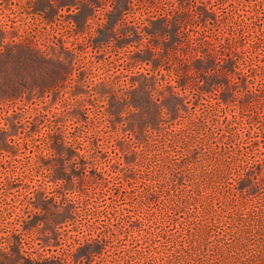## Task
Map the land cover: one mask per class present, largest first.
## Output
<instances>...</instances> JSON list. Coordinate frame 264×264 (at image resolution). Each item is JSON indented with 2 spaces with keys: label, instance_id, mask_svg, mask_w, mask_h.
Masks as SVG:
<instances>
[{
  "label": "rangeland",
  "instance_id": "obj_1",
  "mask_svg": "<svg viewBox=\"0 0 264 264\" xmlns=\"http://www.w3.org/2000/svg\"><path fill=\"white\" fill-rule=\"evenodd\" d=\"M54 1L0 0V92L21 84L10 95L32 97L9 105L21 115L17 127L0 114L21 158L0 153V264H264V102L254 97L253 76L243 120L230 129L213 125L203 148L195 143L188 154L182 141L159 136L151 155L127 159L137 138L108 127L131 131L155 109L147 96L156 101L159 92L144 89L148 66L126 58L173 42L179 13L195 17L179 48L191 52L194 35L199 44L246 17L236 39L226 34L225 47L235 52L234 44L254 37L264 54V0H131L123 14L124 0H58L64 7ZM202 8L213 17L201 18ZM152 28H159L158 39ZM236 92L244 93L239 86ZM203 98L191 95L190 106L208 116L212 107ZM31 108L52 116L40 134L50 128L54 140L64 134L87 151L84 163L75 158L67 166V176L27 170L41 149L27 144L32 119L41 115ZM62 113L77 115L78 123H63ZM47 157L60 163L59 151Z\"/></svg>",
  "mask_w": 264,
  "mask_h": 264
},
{
  "label": "trees",
  "instance_id": "obj_2",
  "mask_svg": "<svg viewBox=\"0 0 264 264\" xmlns=\"http://www.w3.org/2000/svg\"><path fill=\"white\" fill-rule=\"evenodd\" d=\"M124 1V6L118 10L121 14H123L131 0ZM54 3L58 7L68 5L60 4L58 0L56 2L54 1ZM196 13L199 14V12ZM177 16L179 18L173 24V27L176 29L173 33L175 38L173 42L169 39H164L160 47H158L159 44L156 42L155 44L153 43L152 47L147 48V51L138 54L136 58L129 56L126 58V60L129 59L134 63L140 62L148 66L147 75H144L145 78H143L145 81L144 89L152 92V89L155 87L160 94L158 98H155L156 101H154L152 93H149L147 100L153 102L155 109H149L146 115H142L143 118L139 124L132 123L131 131L124 130L119 125H108L110 129L112 127L115 128L114 132L118 136L121 133L122 135L128 134L134 139L137 138L136 143L138 145L134 151L132 153L129 152L128 155H124L127 159L137 156L139 153L147 152L151 155L152 150L150 149V144L159 136H165L169 140L182 141L186 145L188 154L192 151V145L195 143L200 145V148H203L205 142L212 135L215 126L223 124L226 129L234 127L237 122L243 120V116L250 106L249 100L246 98L249 95L247 91H250V94H254V90L248 88L247 76H253L251 79L258 81L259 94L254 97L258 98L257 101H259V104L260 102H264V95H262L264 94V54L257 52L256 39L249 37L250 39L246 45L238 44V46L234 44L236 48L233 51L235 52L228 53V48L225 47V45H228L226 42L228 39L226 34L230 33L232 38L236 39V35L243 32L241 28H243V23L244 25L246 24V17L231 20V27L233 25H237V27L234 30L229 29V33H226L228 31L226 30L218 35H204V40L199 44H195L194 39L196 36L194 35L190 45L186 47L191 50L189 52L184 47L179 48L178 42H180V34H187L188 37H191L188 34L189 26L195 17L189 11L181 12ZM200 16L205 19L207 17L212 18L213 13L208 9L202 8ZM164 29L168 30L166 27ZM148 31H150L148 32L149 35L158 39L159 28H152ZM195 33H200V29L197 28ZM41 56L44 59L47 58L43 52ZM224 57L226 58L224 59ZM148 78L151 79L147 81ZM159 80H162L160 84ZM20 86L22 85L19 84L18 87L10 84L8 87L9 92H0V114L3 112L5 118H11L9 125L12 128L17 127L16 124L21 119V115L15 109H10L9 105H13L12 102L16 100H22V102L27 104L32 101V97L27 98L23 94L18 96L10 95L14 93L12 91L20 90ZM238 86L244 92L242 96L236 95V88ZM23 87L25 90H28L26 89L27 86L23 85ZM213 90L218 92L217 96L214 97L215 101L208 99V95L214 92ZM194 94L199 95L201 99L204 97L203 100H205L206 104L212 107L211 113L208 116L201 114V112H198L190 106V96ZM25 110L28 111L27 108ZM31 111L41 113V115L34 116L32 119L34 129L31 128L30 134L26 133L27 138H29L27 139V144L41 149L39 153H36V158L28 163L27 170H36L37 167H40L41 169L54 171L58 173V176H67V166L74 163L75 158H78L79 161H83L84 163L87 151L85 148L82 152L77 151L64 134H58L54 140L52 135L49 134L50 128H46L42 132L43 134H40V129L44 125L43 119H49L52 116H48L42 110L40 111L34 108ZM60 116L63 123H66L67 120H75L73 122L78 123L79 117L77 115L72 117L69 114L64 115L62 113ZM145 116H148V118ZM4 117L0 116V125L2 124V126L6 125L5 122L2 123ZM185 118H188L186 120L187 122L184 121ZM4 127H0L2 131L0 135V153L7 159L13 158L14 161H20L21 158L17 154L19 144L10 145L12 137L8 135L4 136L6 132ZM200 131L207 133L206 138L202 136V133L200 134ZM35 135L37 136L34 137ZM39 139L45 140L43 141L45 144L44 149L41 147V140ZM125 145L124 142L119 147L115 144L117 150H122ZM56 151H59L60 160L57 161L60 163L54 165L48 162L47 152L54 154ZM260 161L264 162V157ZM172 165L173 167H177L180 164L174 163ZM72 169L76 171V167ZM175 182H177L176 179ZM259 235L261 236L259 240L264 243V233H260Z\"/></svg>",
  "mask_w": 264,
  "mask_h": 264
}]
</instances>
